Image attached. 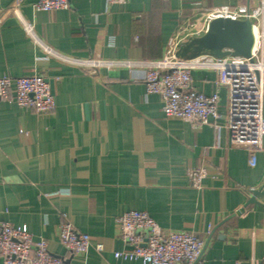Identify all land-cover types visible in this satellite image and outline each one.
Returning a JSON list of instances; mask_svg holds the SVG:
<instances>
[{
	"label": "crops",
	"instance_id": "0c3cea01",
	"mask_svg": "<svg viewBox=\"0 0 264 264\" xmlns=\"http://www.w3.org/2000/svg\"><path fill=\"white\" fill-rule=\"evenodd\" d=\"M259 1L130 0L109 7L106 0H69L66 10L37 12L38 0H0V75H41L53 82L57 102L40 115L14 98L0 100V222L26 226L71 264H142L115 258L128 249L117 218L140 211L163 230L202 239L204 264H264V138L254 159L231 147L229 93L218 89L215 72L193 71L192 89L208 96L219 90L222 119L217 128L194 129L164 115L159 99L147 95L143 71L91 75L48 58L10 11L18 7L40 40L62 54L159 60L172 40L182 46L205 34L207 9ZM189 169L206 171L200 189L191 186ZM66 222L89 234L86 255L61 243Z\"/></svg>",
	"mask_w": 264,
	"mask_h": 264
},
{
	"label": "built area",
	"instance_id": "2783aa9c",
	"mask_svg": "<svg viewBox=\"0 0 264 264\" xmlns=\"http://www.w3.org/2000/svg\"><path fill=\"white\" fill-rule=\"evenodd\" d=\"M130 0H106L107 6L126 5ZM170 1V0H167ZM69 0H38L37 12L66 10ZM26 35L43 51L69 66H75L95 75L103 68L141 70L144 72L147 95L155 96L169 119L183 120L194 129L216 127L221 121L219 90L212 95L192 89V73L209 70L217 74L216 85L229 93L227 127L231 147L249 152L255 158L262 149L264 138V0L253 7L219 6L206 10L205 33L209 24L219 18L249 20L256 28L255 51L250 58L227 55L217 58L202 54L194 58H181L178 52L181 40H172L165 55L159 60H105L85 59L66 54L44 44L33 25L20 18L19 9L11 7ZM257 42V43H256ZM12 98L19 107L29 108L40 115L52 113L57 106L51 82L34 74L25 77L0 75V100ZM191 186L200 189L207 176L204 169H189ZM121 240L127 250L115 253L117 260L140 261L142 264H204L205 242L184 230H163L146 212L130 211L116 220ZM59 238L72 255H86L93 247L89 234L78 231L71 223L60 227ZM95 250L102 253L104 246ZM0 257L3 264H71L53 255L45 240L35 241L26 226L0 222Z\"/></svg>",
	"mask_w": 264,
	"mask_h": 264
},
{
	"label": "water",
	"instance_id": "95a60500",
	"mask_svg": "<svg viewBox=\"0 0 264 264\" xmlns=\"http://www.w3.org/2000/svg\"><path fill=\"white\" fill-rule=\"evenodd\" d=\"M254 43L253 25L249 20L219 18L209 24L203 36L193 38L180 46L178 56L194 58L208 54L222 58L233 54L250 58ZM51 87L54 94L53 82ZM262 193H264V186ZM252 202L253 200H249L248 203Z\"/></svg>",
	"mask_w": 264,
	"mask_h": 264
},
{
	"label": "bare ground",
	"instance_id": "6f19581e",
	"mask_svg": "<svg viewBox=\"0 0 264 264\" xmlns=\"http://www.w3.org/2000/svg\"><path fill=\"white\" fill-rule=\"evenodd\" d=\"M254 28H255V27H254ZM254 28H253V29H254ZM253 35H254V34H253ZM255 36H256V28H255ZM255 36H254V37H255Z\"/></svg>",
	"mask_w": 264,
	"mask_h": 264
},
{
	"label": "rangeland",
	"instance_id": "374dc122",
	"mask_svg": "<svg viewBox=\"0 0 264 264\" xmlns=\"http://www.w3.org/2000/svg\"><path fill=\"white\" fill-rule=\"evenodd\" d=\"M193 37V36H192ZM192 39V38H191ZM227 56V55H226Z\"/></svg>",
	"mask_w": 264,
	"mask_h": 264
}]
</instances>
